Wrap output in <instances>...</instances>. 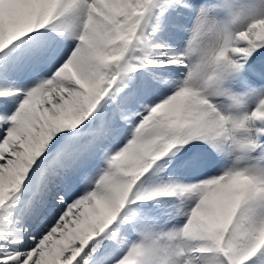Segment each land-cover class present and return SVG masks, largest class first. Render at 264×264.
Returning a JSON list of instances; mask_svg holds the SVG:
<instances>
[{
	"label": "snow or ice",
	"instance_id": "1",
	"mask_svg": "<svg viewBox=\"0 0 264 264\" xmlns=\"http://www.w3.org/2000/svg\"><path fill=\"white\" fill-rule=\"evenodd\" d=\"M0 264H264V0H0Z\"/></svg>",
	"mask_w": 264,
	"mask_h": 264
}]
</instances>
